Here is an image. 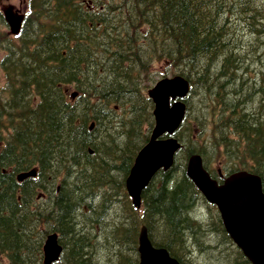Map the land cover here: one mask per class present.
<instances>
[{
	"label": "trees",
	"instance_id": "16d2710c",
	"mask_svg": "<svg viewBox=\"0 0 264 264\" xmlns=\"http://www.w3.org/2000/svg\"><path fill=\"white\" fill-rule=\"evenodd\" d=\"M157 66L190 80L189 112L138 210L125 180L153 126ZM3 69L0 264H44L51 232L56 264H138L143 225L181 264H251L185 163L199 153L218 181L248 170L264 189V0H28Z\"/></svg>",
	"mask_w": 264,
	"mask_h": 264
},
{
	"label": "water",
	"instance_id": "95a60500",
	"mask_svg": "<svg viewBox=\"0 0 264 264\" xmlns=\"http://www.w3.org/2000/svg\"><path fill=\"white\" fill-rule=\"evenodd\" d=\"M5 18L11 31L17 34L23 15L5 10ZM190 91L189 81L180 75L159 80L148 95L154 103L155 125L148 143L139 151L126 179V188L136 207L141 206L143 191L154 175L162 168L172 167L180 142L175 137L186 114L184 100ZM171 100L174 102L171 104ZM167 138H163L164 135ZM188 177L204 197L215 204L224 227L234 243L252 264H264V192L261 178L247 171H238L219 184L203 166L200 155L189 157L186 169ZM28 176L20 175L19 179ZM62 247L56 234L49 235L45 246V264L58 260ZM139 264H180L167 249L151 243L146 227L139 237Z\"/></svg>",
	"mask_w": 264,
	"mask_h": 264
},
{
	"label": "rangeland",
	"instance_id": "374dc122",
	"mask_svg": "<svg viewBox=\"0 0 264 264\" xmlns=\"http://www.w3.org/2000/svg\"><path fill=\"white\" fill-rule=\"evenodd\" d=\"M27 3V0H0V12L2 13L3 9L8 5H13L16 9H20L24 11V7ZM6 37H11L8 33V28L5 23L0 18V39H4ZM5 55L4 50L0 49V61ZM173 70L169 69L167 66L165 67H155V71L151 75L155 80H157L162 74L166 73L167 77L172 76ZM154 83V82H153ZM151 83V85L153 84ZM5 85V77L0 64V94Z\"/></svg>",
	"mask_w": 264,
	"mask_h": 264
},
{
	"label": "flooded vegetation",
	"instance_id": "af4514ba",
	"mask_svg": "<svg viewBox=\"0 0 264 264\" xmlns=\"http://www.w3.org/2000/svg\"><path fill=\"white\" fill-rule=\"evenodd\" d=\"M8 42H10V40L8 39ZM1 49V48H0Z\"/></svg>",
	"mask_w": 264,
	"mask_h": 264
},
{
	"label": "bare ground",
	"instance_id": "6f19581e",
	"mask_svg": "<svg viewBox=\"0 0 264 264\" xmlns=\"http://www.w3.org/2000/svg\"><path fill=\"white\" fill-rule=\"evenodd\" d=\"M250 16V15H249Z\"/></svg>",
	"mask_w": 264,
	"mask_h": 264
}]
</instances>
